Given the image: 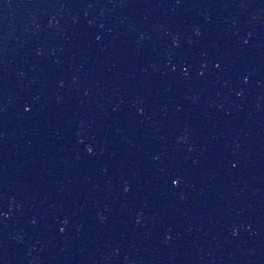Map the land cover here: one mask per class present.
I'll use <instances>...</instances> for the list:
<instances>
[{"label":"water","instance_id":"obj_1","mask_svg":"<svg viewBox=\"0 0 264 264\" xmlns=\"http://www.w3.org/2000/svg\"><path fill=\"white\" fill-rule=\"evenodd\" d=\"M0 264H264V0H0Z\"/></svg>","mask_w":264,"mask_h":264}]
</instances>
